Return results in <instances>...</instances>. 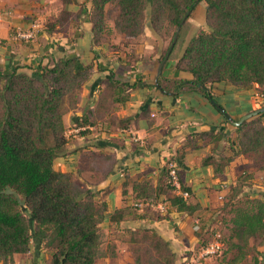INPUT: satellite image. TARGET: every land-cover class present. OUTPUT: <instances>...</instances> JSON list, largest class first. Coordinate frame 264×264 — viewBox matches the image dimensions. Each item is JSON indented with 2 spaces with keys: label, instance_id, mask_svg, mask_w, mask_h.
Wrapping results in <instances>:
<instances>
[{
  "label": "crops",
  "instance_id": "0c3cea01",
  "mask_svg": "<svg viewBox=\"0 0 264 264\" xmlns=\"http://www.w3.org/2000/svg\"><path fill=\"white\" fill-rule=\"evenodd\" d=\"M90 10L91 0H0V70L31 74L39 72L41 66H53L69 57H77L84 65L91 66V77L78 94L76 108L63 116L66 130L81 127L75 124L85 111L98 107L99 112L92 114L93 126H82L87 128L84 131L87 135L72 136L67 144V156L58 167L73 172L80 183L94 192L96 203L103 206L104 220L99 227L103 261L135 264L138 259L139 264L157 260L164 264V257L170 255L172 264H264V243L259 240L255 251L251 250L252 239L243 248L235 241L228 247L233 214L218 211L221 204L217 198L220 184L232 186L240 173L246 171L253 178L251 186L244 187L240 196L264 201L261 181L264 171L251 166L252 158L239 156L225 166L221 175L215 176L213 165H201V162L209 156L213 157L210 164L218 162L215 159L227 142H221L214 150L209 138H192L193 134L202 132L230 136L235 127L225 122L221 112L201 93L176 95L163 91L160 85L158 88L155 79L159 54L151 43L142 41L137 46L138 39L133 43L130 39L129 45L133 47L122 45L129 38L116 33L112 26L116 38L111 48L109 41L93 45ZM202 12L197 6L186 22L191 24L194 34L204 30ZM32 23L40 26L37 38L30 42L19 40L17 32L28 29ZM142 35L150 37L151 32L145 28ZM112 48L115 50L111 51ZM180 57L172 53L159 80L192 79L190 73L177 68ZM111 76L121 82L140 79L144 87L116 94L114 86L109 85ZM210 90L213 100L233 121L257 110L261 98L256 101L254 96L257 91L259 95L264 92L258 85L244 87L233 83L214 84ZM112 120L130 121L127 127H120L110 125ZM187 141H194L197 148L181 150ZM179 151L184 158L180 163L175 162L182 186L190 193L187 204L194 210L178 212L172 206L164 213L155 208L137 209V203L150 202V194L156 195L166 185L165 164ZM101 154L111 155L116 161L106 178L94 160ZM158 199L165 196L159 195ZM199 219L203 226L201 233L193 228ZM212 229L222 230L226 251L198 263L195 257L208 242ZM156 240L165 243L169 253L154 249ZM141 250L147 253L146 260L140 255ZM48 260L43 246L33 242L30 252L13 255L9 264H48Z\"/></svg>",
  "mask_w": 264,
  "mask_h": 264
},
{
  "label": "trees",
  "instance_id": "16d2710c",
  "mask_svg": "<svg viewBox=\"0 0 264 264\" xmlns=\"http://www.w3.org/2000/svg\"><path fill=\"white\" fill-rule=\"evenodd\" d=\"M201 2L206 4L205 29L190 38L177 61V68L190 73L192 79L161 78V89L176 95L199 92L207 99H213L210 87L218 83L258 85L264 91V0H91L92 43L97 46L108 42L103 32L110 16L117 33L129 39L139 37L145 28L158 34L167 25L173 27L174 35L187 13L192 14ZM169 45L160 53L158 63ZM90 77L91 66L77 57L41 66L39 72L31 74L0 70V262L4 264L11 262L15 254L30 252L33 242L49 252L48 264H106L99 229L104 220L103 206L96 203L94 192L80 183L73 172L58 167L67 156L63 116L76 108L78 94ZM110 84L116 94L144 87L140 79L121 82L113 80V76ZM263 107L264 92L258 109ZM97 110L98 107L85 111L75 126H93L92 114ZM129 121L112 120L109 124L127 127ZM224 121L228 122L225 117ZM192 138H209L214 150L221 142H227L215 159L218 162L210 164L212 156L201 162L213 165L215 176L221 175L225 166L239 156L252 158L251 166L264 171V112L235 127L230 136L202 132ZM188 147L193 150L197 145L187 141L181 150ZM183 158L179 151L173 160L180 163ZM94 160L103 178L116 165L107 154ZM165 175L166 185L156 195L150 194L152 199L148 203L165 202L167 209L172 206L178 212L191 213L194 208L187 204L188 198L176 195ZM252 178V173L243 171L226 190L221 188L225 184H220L217 198L222 196L218 211L233 214L228 247L235 241L243 248L252 239L251 250L255 251L257 240L264 243V201L240 196ZM182 187L189 193L188 188ZM159 195L165 199H158ZM193 228L201 233L200 219ZM210 233L209 240L214 233L221 235L223 255L227 244L222 230L212 229ZM153 247L159 253H169L160 240ZM154 263L161 264L158 260L151 264ZM172 263L170 255H166L164 264ZM135 264H139L138 259Z\"/></svg>",
  "mask_w": 264,
  "mask_h": 264
},
{
  "label": "built area",
  "instance_id": "2783aa9c",
  "mask_svg": "<svg viewBox=\"0 0 264 264\" xmlns=\"http://www.w3.org/2000/svg\"><path fill=\"white\" fill-rule=\"evenodd\" d=\"M40 32V26L37 23H32L28 29L17 32L16 36L19 40L23 42H30L35 40ZM86 127H75L71 128L70 131L67 132V135H77L81 132L86 131ZM134 141H138L136 137L133 138ZM165 171L167 174L168 183L170 184L173 192L176 195L181 196L184 199L189 198V193L183 190L182 183L179 177V168L177 163L173 159H169L165 164ZM221 188L226 190L228 186L222 185ZM222 199V196H219V200ZM137 209L144 208H155L160 212L164 213L167 210V205L165 202H159L158 204H153L145 202V203H137ZM224 249V243L222 241L221 235L219 233H214L212 239L205 246L199 249L197 256L195 257V261L200 263L210 258L218 257L222 254Z\"/></svg>",
  "mask_w": 264,
  "mask_h": 264
},
{
  "label": "rangeland",
  "instance_id": "374dc122",
  "mask_svg": "<svg viewBox=\"0 0 264 264\" xmlns=\"http://www.w3.org/2000/svg\"><path fill=\"white\" fill-rule=\"evenodd\" d=\"M205 3L204 2H201L199 3L198 7H201L202 8V16H204V10H205ZM113 17H114V14H113ZM189 20V19H188ZM114 24L112 22V17L110 16L107 20H106V23H105V31L103 32V35H104V38H109L108 39V44H109V48H111V44L113 43V39L115 40V34L114 32H112L113 30V27ZM202 28L205 29V25L203 24L202 25ZM115 30V28H114ZM115 32L117 33V31L115 30ZM144 32V31H143ZM195 31H193V29L191 28V24L187 23L182 31L180 32V35H179V39L177 41V44L175 45V48L173 50V56H180L185 48V46L187 45L188 41L190 40V38L194 35ZM119 34V33H118ZM143 34V33H142ZM141 34V35H142ZM139 36L137 38H135L134 40L132 39V43L133 41L137 40L135 42V45L139 46L141 45L142 41L146 42V43H151L153 45V47H155L156 50H158V54L160 55V53L165 50L168 45L170 44L171 42V39H172V36H173V27L170 26V25H167L162 31H160L158 34H152L151 33V36L150 37H146L148 38V40H146V38L142 35V36ZM130 39H127L125 41H123L122 45H125V46H128L130 43ZM131 45V44H130ZM130 45L128 47H130ZM133 47V46H131ZM130 47V48H131ZM118 49L121 50V47H117ZM115 49L112 48L111 51H114ZM119 50V51H120ZM115 52H118V51H115ZM119 53V52H118ZM239 85V84H238ZM260 92V91H259ZM257 91V94H255L254 97H257L255 100L257 101V99H260L261 98V95H259V93ZM259 93V94H258ZM258 95V96H257ZM69 130H66L65 132V138L67 139L68 143L70 141L71 138H73L72 136H75V135H67V132ZM77 135H80V134H77ZM263 183H264V177H262V180H261ZM248 186H251V184H247ZM210 241V240H208ZM47 252V251H46ZM47 254L49 255V252H47ZM143 258V260H146L147 257V253H145L144 250H141V254H140ZM215 258V257H214ZM212 259V258H211ZM49 261V260H48ZM47 261V263H48ZM2 262H0L1 264ZM43 263H45L43 261ZM144 263V262H143ZM6 264H9V263H6Z\"/></svg>",
  "mask_w": 264,
  "mask_h": 264
},
{
  "label": "water",
  "instance_id": "95a60500",
  "mask_svg": "<svg viewBox=\"0 0 264 264\" xmlns=\"http://www.w3.org/2000/svg\"><path fill=\"white\" fill-rule=\"evenodd\" d=\"M191 12H188L187 15L183 18V20L180 22V24L177 26L175 32H174V35L172 37V40L170 42V45H169V48L163 58V60L159 63L158 65V69H157V74H156V79H155V84L156 86L159 88V84H158V81H159V78L162 74V70L164 68V65L165 63L168 61L169 59V56L175 46V44L177 43V40H178V37H179V34H180V31H181V28L183 26V24L185 23V21L189 18ZM199 88H201V86H199ZM210 102L211 104L217 109L219 110L223 115L224 117L228 120V122H230L233 126L237 127V126H240L244 121L250 119L251 117H254L260 113H263L264 112V107L263 108H260V109H257L255 111H252L250 112L249 114L243 116L239 121H233L226 113L225 111L213 100L210 98Z\"/></svg>",
  "mask_w": 264,
  "mask_h": 264
}]
</instances>
